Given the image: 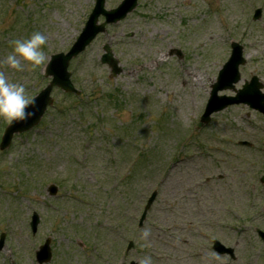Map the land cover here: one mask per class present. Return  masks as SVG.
<instances>
[{
  "label": "rangeland",
  "instance_id": "rangeland-1",
  "mask_svg": "<svg viewBox=\"0 0 264 264\" xmlns=\"http://www.w3.org/2000/svg\"><path fill=\"white\" fill-rule=\"evenodd\" d=\"M94 2L0 0V72L32 98L50 79L45 64L10 68L2 62L10 42L41 31L46 57L66 52ZM256 7L262 17L252 21ZM263 24L264 0H138L106 25L69 62L77 94L54 87L40 122L0 150V264H38L35 251L49 236L52 258L43 264H139L145 256L152 264H264L255 230H264V124L241 120L246 109L234 107L199 120L229 40L261 52ZM104 45L120 62L116 76L100 62ZM6 124L0 119V137ZM213 239L234 247L235 260L215 253Z\"/></svg>",
  "mask_w": 264,
  "mask_h": 264
},
{
  "label": "water",
  "instance_id": "water-1",
  "mask_svg": "<svg viewBox=\"0 0 264 264\" xmlns=\"http://www.w3.org/2000/svg\"><path fill=\"white\" fill-rule=\"evenodd\" d=\"M136 0H125L117 9H111V10H104L102 9V5L104 3V0H97V5L93 12L90 14V17L88 21L86 22V25L82 29V32L79 36V38L76 40V42L73 44L71 49L66 53H58L51 56V59L46 67V75H52L53 79L49 83V85L43 89L35 98V103L30 106L28 109L29 111H32L34 115L27 121L22 122H14L11 126H7L5 128L4 134L2 136V140L0 143V148H4L9 144L10 138L14 132L22 131L25 129L30 128L33 124H35L39 117L41 116L42 112L45 109V106L50 103L49 98V92L54 84H58L61 86L64 90H72V85L70 84V81L68 79V73L66 71V67L68 65L69 59L76 55L79 51H81L85 45H87L90 40L99 32L104 30V24L107 22H115L125 16V14L130 11L134 5ZM104 15L105 21L97 25V17L98 15ZM259 13L256 11V14L254 15V18H258ZM105 53L102 55L101 61L103 63H107L111 67V71L113 75H116L120 72V67L118 66V61L113 57L111 51L106 46L104 47ZM233 56H232V62H236V57L240 54V49H237V46L234 45L233 47ZM230 60V61H231ZM228 62V64L230 63ZM227 64V66H228ZM231 64V63H230ZM236 80V79H235ZM219 79L216 83L212 85V96L209 99V102L207 104L206 111L202 117L203 121H207L209 118V114L213 111L219 110L223 107H225L227 104L231 102H237L238 100H229L224 99L223 102L220 98L215 96L216 90L221 88V86L218 84ZM242 100V99H241ZM54 191V190H53ZM38 223V216L34 213L32 216L31 221V227L32 230L35 231L36 225ZM259 234L264 238V233L259 232ZM3 243V237L0 239V248L2 247ZM214 248H216L219 251H222V246L215 242ZM36 257L39 263L48 261L50 259V249H49V239L45 241V243L40 247L39 251L36 253Z\"/></svg>",
  "mask_w": 264,
  "mask_h": 264
},
{
  "label": "clouds",
  "instance_id": "clouds-1",
  "mask_svg": "<svg viewBox=\"0 0 264 264\" xmlns=\"http://www.w3.org/2000/svg\"><path fill=\"white\" fill-rule=\"evenodd\" d=\"M10 43L12 50L2 62L12 69H36L44 65L46 59L50 60L45 53L47 36L41 31H33L26 38L14 39ZM34 103L35 98H29L22 83L11 82L4 72H0V119L9 126L14 122L27 121L34 115L28 110ZM149 235L150 229L145 228L141 231L140 238L147 241ZM139 264H152V258L145 256L140 259Z\"/></svg>",
  "mask_w": 264,
  "mask_h": 264
},
{
  "label": "flooded vegetation",
  "instance_id": "flooded-vegetation-1",
  "mask_svg": "<svg viewBox=\"0 0 264 264\" xmlns=\"http://www.w3.org/2000/svg\"><path fill=\"white\" fill-rule=\"evenodd\" d=\"M262 50L253 55H247L245 62L239 66L240 80L234 85L236 90L246 87L247 90H258L264 95V41ZM251 81L254 82L245 84ZM227 93L233 94L234 92L231 90ZM240 106L246 107L244 104H240ZM249 110L246 117L249 118L252 114L255 123H264V114L253 108H249Z\"/></svg>",
  "mask_w": 264,
  "mask_h": 264
}]
</instances>
